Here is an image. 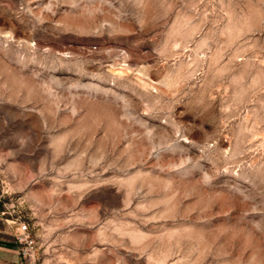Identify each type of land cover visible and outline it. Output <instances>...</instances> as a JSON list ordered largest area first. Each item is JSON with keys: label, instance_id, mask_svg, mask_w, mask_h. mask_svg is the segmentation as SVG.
<instances>
[{"label": "rangeland", "instance_id": "374dc122", "mask_svg": "<svg viewBox=\"0 0 264 264\" xmlns=\"http://www.w3.org/2000/svg\"><path fill=\"white\" fill-rule=\"evenodd\" d=\"M0 88L42 264H264V0H0Z\"/></svg>", "mask_w": 264, "mask_h": 264}, {"label": "built area", "instance_id": "2783aa9c", "mask_svg": "<svg viewBox=\"0 0 264 264\" xmlns=\"http://www.w3.org/2000/svg\"><path fill=\"white\" fill-rule=\"evenodd\" d=\"M14 237L18 247L19 264H42L28 222L22 220L17 222Z\"/></svg>", "mask_w": 264, "mask_h": 264}, {"label": "crops", "instance_id": "0c3cea01", "mask_svg": "<svg viewBox=\"0 0 264 264\" xmlns=\"http://www.w3.org/2000/svg\"><path fill=\"white\" fill-rule=\"evenodd\" d=\"M6 232L0 224V264H19L18 247L15 242V231Z\"/></svg>", "mask_w": 264, "mask_h": 264}, {"label": "bare ground", "instance_id": "6f19581e", "mask_svg": "<svg viewBox=\"0 0 264 264\" xmlns=\"http://www.w3.org/2000/svg\"><path fill=\"white\" fill-rule=\"evenodd\" d=\"M3 88V87H2ZM2 88H0L1 89V91H3V89ZM4 89H5V87H4Z\"/></svg>", "mask_w": 264, "mask_h": 264}]
</instances>
